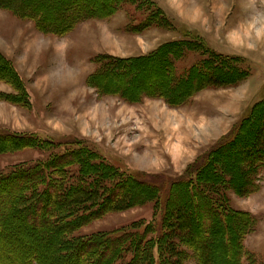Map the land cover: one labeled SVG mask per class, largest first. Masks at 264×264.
<instances>
[{"label":"rangeland","instance_id":"374dc122","mask_svg":"<svg viewBox=\"0 0 264 264\" xmlns=\"http://www.w3.org/2000/svg\"><path fill=\"white\" fill-rule=\"evenodd\" d=\"M24 1L3 0L14 11L0 10V63L6 66L0 77L16 79L9 61L25 85L17 88L0 79V131L7 132L0 135V147L6 150L0 153V175L54 160L69 148L67 141L77 139L86 140L90 146L84 147L97 150L108 165L107 177L97 176L103 179L101 190H111L122 174L128 181L109 211L106 206L87 217L68 235L79 238L78 243L93 241L66 261H58L64 253L49 252L63 240L52 244L34 239L36 229L46 223L31 215L16 216L9 205L23 178L0 185V264H30L32 252L40 264H124L132 259L131 251L115 262L108 243L107 249L98 247L104 252L100 258L95 241L132 231L156 249L155 224L168 194L165 237L153 264H206V254L212 259L207 264H264V164L255 168L253 163L264 158V0H160L174 16L175 29L148 26L143 31L133 26L152 9L144 10L149 4L144 0H132L141 4L140 10L129 4L109 18L81 20L69 37H46L32 20L14 12L27 15L26 10L42 8L61 28L82 17L81 8L68 0H42L30 8ZM185 30L202 36L216 54L188 42ZM217 54L245 63L226 61V79L201 86L198 78L189 80L202 63L211 69L215 60L225 63ZM176 61L179 76L171 78ZM252 107L251 120L237 129ZM14 133L21 139H13ZM235 133L236 143H231L227 136ZM30 135L49 144L30 146ZM51 170L58 179L57 169ZM190 172L197 173L198 185L191 182L192 190L181 181ZM137 175L166 187L157 191L140 184ZM173 180L179 183L169 191ZM216 200L229 204L225 224L221 220L217 225L212 211ZM191 211H200L199 224L187 219ZM250 216L257 222L251 223ZM71 250L66 247L67 254ZM141 253L142 262L150 264L152 251Z\"/></svg>","mask_w":264,"mask_h":264},{"label":"trees","instance_id":"16d2710c","mask_svg":"<svg viewBox=\"0 0 264 264\" xmlns=\"http://www.w3.org/2000/svg\"><path fill=\"white\" fill-rule=\"evenodd\" d=\"M42 0H31L29 2L28 0L24 1V6L27 7H33L36 6L38 2ZM51 0H43V2H50ZM101 1L103 4H100ZM135 1V0H133ZM148 2L149 4H145L144 10L149 11L150 8L152 9L151 12L148 14H145V18L142 19L140 22H138L133 27L138 31L146 30L148 26H165L170 29H175V23L174 21L169 18L166 13L163 11V9L158 5V3L155 0H144ZM67 0H64L65 4ZM69 3H72L75 6V9L80 10L81 8V14L82 17L75 16V18H71L69 22L63 26V27H56L55 24H53L52 19H49V16L46 14V12L42 8H33L34 10H26V14H24V11L21 10L23 13H15V16H19V18L23 19H30L33 21L36 27H40L41 31L45 34V36L48 35H57V36H69L70 32H72L75 27L77 26V23L81 20L85 19H94V18H100L105 19L109 18L111 15H114L116 12L124 9L126 6H129V4L138 6L141 5L139 3H131L132 0H68ZM100 2V3H99ZM9 5H12L11 3H5L3 0H0V10H12L10 9ZM22 5V6H23ZM23 6V7H24ZM28 8V9H29ZM14 9V7H13ZM138 9V7H137ZM136 9V10H137ZM140 10V9H138ZM137 10V11H138ZM14 11V10H12ZM77 21V22H76ZM93 21V20H91ZM79 26V25H78ZM77 26V27H78ZM137 28V29H136ZM184 37L188 38V42H194L197 44L202 51L206 53H213L216 54L215 50L212 49L208 44L204 41L203 37L199 34H193V32L185 30ZM49 37V36H48ZM53 37V36H52ZM191 40V41H190ZM217 56L222 57L225 60L224 62H219L218 60H215L217 64H214L215 70H219V68L222 69V71H218V73L214 72V68H210L208 64L202 63L201 66H199L196 69V73L198 75H193L191 73V76L189 80H193L198 78L199 82H207L209 80H222L226 79L228 76L227 71H224V66H226V61L230 62V64H236L240 65V62H243V59L240 57L232 56V55H224L221 56L220 54H217ZM117 59V58H116ZM5 61V60H4ZM3 61V62H4ZM119 62L121 60H118ZM123 62V61H121ZM7 65L10 68V71L14 74L16 77L15 80H10L9 78L0 77V79L4 80L6 84H12L14 87H21L24 89V82L22 81L20 77V73L17 71L16 67H13V65L10 64L9 61L6 62ZM210 63V62H209ZM124 64V62L122 63ZM224 64V65H223ZM173 71L169 74L171 75V78H173L174 74L176 76H179L176 72V64H172ZM7 66V70L9 69ZM6 66L4 64L1 65L0 63V71L5 69ZM202 69V70H201ZM249 70V69H248ZM9 71V70H8ZM251 71V69L249 70ZM10 72V73H11ZM239 72V71H238ZM169 73V72H168ZM19 74V75H18ZM235 73L231 72V76ZM235 76V75H234ZM239 78V76H238ZM241 78V77H240ZM15 82V84H14ZM171 82L170 79H166V83ZM203 83H199V85H203ZM24 91V96H28L27 91ZM0 92V96H1ZM3 96V95H2ZM1 96V97H2ZM258 103V102H257ZM255 103L253 107L260 103ZM251 108L250 113L243 117L242 121L239 122L237 125V129L239 126H242L245 121L251 120L252 117V110ZM236 129V130H237ZM6 131H0V135H6ZM9 133V132H8ZM21 135L20 133H14L10 134V136L13 139L20 140L21 138H17ZM229 138V141H232L231 143H236V133L230 134L227 136ZM31 143H28L30 146H46L48 142H40L41 139L37 135H33L30 137ZM235 140V141H234ZM67 146L69 148L64 152L61 153L56 157L54 160H49L47 162H43L37 165H29L19 168L18 170H15L11 173H7L4 175H0V185L3 186L4 184H10L13 180H19V178H23L24 182H21L19 185V189L11 196L12 200L8 201L10 202L9 205L14 206L13 210L16 211V216H18V213L21 214V216H24L22 214L31 215L32 217H35V221L38 222L39 218L41 219V224L46 223V227L36 229L38 231V235L35 233L36 231H33L35 233L34 239L35 240H42L44 238L45 240L50 241L52 244L53 242L57 240H63V243L58 249L50 248V253L54 250L57 253H64L66 256L63 258H58V261H66V259H71L74 256H77V252L80 251V246L84 244H91L92 240L85 239L84 241L78 243L80 240L79 238H69L68 235L77 227L80 226L82 222H85L88 220L87 217L97 214L102 211L106 206V211H109L110 207H112V201L113 203L118 202L120 196L122 195V190L125 188L126 181H128V177L124 176L125 174H122L121 177L115 181V185L111 186V190H101L100 185L102 183V178H99L97 176L99 175H107L109 174L107 168V163L100 160L99 157H103L97 150H95L98 154L93 153L89 150L88 147L84 146H90L86 140H69L66 142ZM230 143V144H231ZM49 144V143H48ZM72 146V147H70ZM19 146L15 147L18 148ZM85 148V149H84ZM260 150V149H259ZM258 150V151H259ZM6 151L4 148L0 147V153ZM260 154H262L261 151H259ZM205 157L203 158V160ZM255 162V163H254ZM254 165L262 167L264 164V158L260 161H253ZM253 167V166H252ZM51 168L57 169L58 179L55 177V172L51 170ZM254 168V169H255ZM197 173L196 172H190L186 174L181 181H183L184 186L188 185V190H192L193 185L191 182L195 183L197 180ZM144 175H137L138 182L140 184L146 183V179L140 178ZM180 181V180H177ZM227 182L230 183V179L227 180ZM58 183V184H57ZM176 182V180L171 181L167 187H169V191L173 189V186ZM197 186L198 184L195 183ZM152 188L157 189V191H161L162 188H165L166 186L164 184H149ZM217 186V185H215ZM221 186V185H220ZM203 188V187H202ZM258 188V187H257ZM256 188V189H257ZM55 191L54 195H50L51 191ZM258 190V189H257ZM99 193V194H98ZM156 193V192H155ZM193 195V194H192ZM50 196V197H49ZM100 197V199H99ZM155 198V196H154ZM170 199L171 195L168 194L165 200H163V203L161 205V215L159 220H157L155 224V238H156V249L153 242H147L146 238H144L142 235H137L138 233H132V231H120L117 233H113L110 235L105 236V238L101 241H95L94 245H96V250H101V256L103 257L102 248L98 249L99 246H103V248H108L109 244H111L112 250L110 252V255L112 256L111 259H113L115 262L120 261L121 259H126L127 254L129 251L133 253L132 259L129 261H125L124 264H137L142 257V253L140 254V251L145 253V251L148 253L150 250L152 251L150 264L155 263L158 254L160 253L159 248V241L165 237L164 229L166 227L167 222V215L169 212V206H170ZM127 200V198H126ZM219 201L216 200V202L213 205L212 211L216 213L218 216L217 219V225L218 223H221V220H224V224L227 222V212L226 208L228 205L224 203H218ZM130 203L132 204V199L130 200ZM167 207V209H166ZM191 208V207H190ZM184 210H188L189 207L183 206ZM198 211V209H197ZM187 215V219L191 221L192 224H199L201 220L198 219L199 212L197 214L194 213ZM15 216V217H16ZM196 219V220H195ZM251 223L257 222V220L250 216ZM197 221V222H196ZM137 232V229L134 228ZM151 228H148L146 232H149ZM140 234V233H139ZM70 241H67L68 239ZM95 240H98V236L95 237ZM83 243V244H82ZM161 243V242H160ZM66 247H71L72 250L70 251V254H67ZM144 248V249H143ZM202 248V247H201ZM156 250V253L154 252ZM203 251V248H202ZM33 256L37 255L35 252H32ZM109 254V253H108ZM157 254V255H156ZM32 256V257H33ZM147 256V254H146ZM31 257V258H32ZM30 258V264H40L38 261V257L35 256V258ZM211 261H210V260ZM102 261V259H100ZM110 262V260L108 261ZM113 262V261H112ZM205 262L210 263L212 262L211 257H209L208 254L205 256ZM60 263V262H59ZM89 264H93L90 263ZM139 264H144V262H139Z\"/></svg>","mask_w":264,"mask_h":264},{"label":"crops","instance_id":"0c3cea01","mask_svg":"<svg viewBox=\"0 0 264 264\" xmlns=\"http://www.w3.org/2000/svg\"><path fill=\"white\" fill-rule=\"evenodd\" d=\"M156 2L158 3V5L164 10V11H166V14L168 15V17L169 18H171V16L172 17H174L167 9H165L164 8V6L160 3L161 1L160 0H156ZM46 37H48V36H46ZM69 37V36H68ZM42 39H44V38H42ZM45 40H47L46 38H45ZM17 71L19 72V70L17 69Z\"/></svg>","mask_w":264,"mask_h":264}]
</instances>
